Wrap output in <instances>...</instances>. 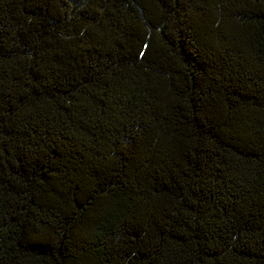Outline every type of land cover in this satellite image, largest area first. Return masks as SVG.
Listing matches in <instances>:
<instances>
[{
	"label": "trees",
	"instance_id": "trees-1",
	"mask_svg": "<svg viewBox=\"0 0 264 264\" xmlns=\"http://www.w3.org/2000/svg\"><path fill=\"white\" fill-rule=\"evenodd\" d=\"M0 264H264V0H0Z\"/></svg>",
	"mask_w": 264,
	"mask_h": 264
}]
</instances>
